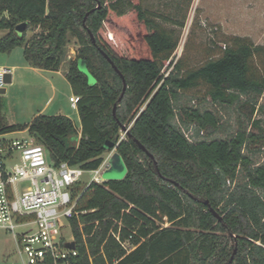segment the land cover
I'll return each mask as SVG.
<instances>
[{
  "label": "trees",
  "instance_id": "obj_1",
  "mask_svg": "<svg viewBox=\"0 0 264 264\" xmlns=\"http://www.w3.org/2000/svg\"><path fill=\"white\" fill-rule=\"evenodd\" d=\"M143 1L0 0V30L7 31L1 54L23 48L28 66L58 72L76 39L79 48L65 77L79 97L81 121L80 129L63 115L9 123L0 96V135L27 131L56 165L68 162L86 171L98 169L114 149L122 157L123 179L76 188L85 190L79 211L87 213L79 217L82 229L71 221L78 252L71 264H264V163L252 158L261 151L255 147L264 149L263 127L255 121L254 131L240 128L217 138L212 112L180 104L183 92L205 83L213 103L253 99L252 116L264 98V74H253L251 64L264 46L235 37L219 59L185 72L170 61L179 40ZM29 29L40 31L28 38ZM119 34L127 38L125 52ZM102 52L126 81L121 101L123 80ZM168 63L172 69L165 75ZM177 120L186 130L193 126L194 137Z\"/></svg>",
  "mask_w": 264,
  "mask_h": 264
},
{
  "label": "rangeland",
  "instance_id": "obj_2",
  "mask_svg": "<svg viewBox=\"0 0 264 264\" xmlns=\"http://www.w3.org/2000/svg\"><path fill=\"white\" fill-rule=\"evenodd\" d=\"M143 4L148 14L159 23L161 28L172 32L179 40L178 48L170 61L173 65L179 63L185 72L195 70L209 60L219 59L235 37L248 38L254 45L264 46V0H144ZM121 22L120 26L128 24V21ZM109 26L107 25V27ZM39 31L38 29H29L27 37L31 38ZM6 32L0 30V37L5 36ZM125 39L122 36L119 37V45L123 52L127 50ZM78 48L76 39L72 38L68 46L66 60L60 69L64 73L69 68V62L75 59ZM20 52L22 53L23 49L17 48L13 54V63L18 64L24 59L19 54ZM80 69L82 70L81 65ZM171 69L172 67H169L168 63L163 70L164 74L167 75ZM251 71L256 76L264 74V52L257 54L251 64ZM94 82L91 80L92 84ZM4 88H8L4 101L9 123L29 124L33 117V108L29 107L30 102L34 99L40 100V96H37L35 90H30L24 81H19L11 87L5 85ZM208 90L209 87L205 83H201L199 87L183 92L180 104L184 107L199 108L202 111L206 109L212 112L219 121L215 137L230 138L240 128L254 131L253 122L255 121H259L264 130V98L258 100L256 111L251 116L250 107L253 104V99L241 96L238 103L232 106L213 103L208 96ZM246 103L248 104L246 105ZM65 105L79 128L80 117L72 108L68 95ZM176 124L185 130L190 138L194 137L193 126L186 130L189 127L183 125L179 120L176 121ZM124 135L122 133V136ZM8 137L27 139L29 134L28 132L10 133ZM254 149H261L259 153L257 151L252 155L254 164H263L264 149L262 145H258ZM110 154H112L111 157ZM119 156L116 150H112L106 153L104 158L111 163L115 157ZM123 167L125 170V165ZM126 174L127 171H123L119 179H123ZM91 177L92 175L87 173L85 180L89 181ZM110 180L111 177L106 169L102 174V181ZM164 226H169V224L166 223ZM67 236L71 237L69 231ZM126 247L128 250L131 249L129 244H126ZM0 264H23L12 235L2 228H0Z\"/></svg>",
  "mask_w": 264,
  "mask_h": 264
},
{
  "label": "built area",
  "instance_id": "obj_3",
  "mask_svg": "<svg viewBox=\"0 0 264 264\" xmlns=\"http://www.w3.org/2000/svg\"><path fill=\"white\" fill-rule=\"evenodd\" d=\"M10 72L0 69V88L5 87L4 77ZM78 101L79 97L70 98L73 108ZM123 133L122 139L127 132ZM8 135H0V228L12 235L23 264H71L78 255L77 245L73 250L67 247L76 244L71 221L79 222L87 213L79 211L85 190L76 188L81 183L85 189L91 183H105L102 174L108 159L93 171L68 162L56 165L48 150L33 138L11 139ZM87 173L92 175L89 181L85 180ZM79 227L83 228L80 222ZM113 235L120 242L119 235ZM122 246L128 250L126 244Z\"/></svg>",
  "mask_w": 264,
  "mask_h": 264
},
{
  "label": "crops",
  "instance_id": "obj_4",
  "mask_svg": "<svg viewBox=\"0 0 264 264\" xmlns=\"http://www.w3.org/2000/svg\"><path fill=\"white\" fill-rule=\"evenodd\" d=\"M15 52L16 50H14L10 56L0 53V69L7 68L11 71L10 75L12 81L9 84V87L13 85L15 86L19 81H24L25 85H27L30 90H35L37 96H40V100L34 99L32 102H30L29 107L33 108V117L31 121L38 115H63L71 118L75 124L74 119L72 118L71 114H69L65 105L67 95L69 96L70 100L74 94L72 93L70 83L65 77L64 71L60 70L58 72H54L31 68L28 66L25 59L21 60L18 64H15L12 62L13 54ZM23 52H20L19 54L24 58ZM7 92L8 88L6 89V94ZM5 95L2 96L5 97ZM73 109L78 113L77 107ZM80 127L77 128L80 129Z\"/></svg>",
  "mask_w": 264,
  "mask_h": 264
},
{
  "label": "water",
  "instance_id": "obj_5",
  "mask_svg": "<svg viewBox=\"0 0 264 264\" xmlns=\"http://www.w3.org/2000/svg\"><path fill=\"white\" fill-rule=\"evenodd\" d=\"M87 16H89V14L87 15ZM25 27H26V25L25 24H22V25H20V26H18L17 27V31L19 32V33H22V31H23V29H25ZM91 35V39H92V41H93V43L94 44H96V41H95V38H94V36H93V34L91 33L90 34ZM102 54H103V56L111 63V65H112V67L114 68V70L119 74V76L122 78V80H123V83H124V91H123V94H122V96H121V98H120V101L122 100V97H123V95H124V93H125V91H126V81H125V79H124V76H123V74L118 70V68L115 66V64L112 62V60L109 58V56L106 54V53H104V52H102ZM81 65V67H82V71H84V72H86V67H85V64L84 63H81L80 64ZM11 75L10 74H7L5 77H4V84L5 85H9L10 83H11ZM6 94V88H0V96H2V95H5ZM115 111H116V106H115V109H114V115H115ZM122 131L123 132H128V129L126 128V127H123L122 128ZM140 146H141V148L144 150V151H146V149L141 145V144H139ZM108 149H112L113 148V145H108V147H107ZM151 157H153L152 155H151ZM123 165H125L124 164V161H123V159H122V157L121 156H119V157H115L114 159H113V161L111 162V163H109V165H108V167H107V173L109 174V177H111V180H120L119 179V176L121 175V173L123 172V171H127V169H126V166H125V170H124V167H123ZM206 204H208L209 205V202L207 201L206 202ZM212 211V213L221 221L222 220V217H220L219 215H218V213L215 211V210H211ZM67 247L69 248V249H71V250H73V249H75V247H76V244L74 243V242H72V243H68L67 244ZM235 254V253H234ZM232 260H233V257L231 258V261L230 262H232Z\"/></svg>",
  "mask_w": 264,
  "mask_h": 264
}]
</instances>
